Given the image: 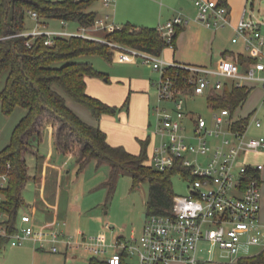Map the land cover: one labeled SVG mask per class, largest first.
<instances>
[{
  "label": "built area",
  "instance_id": "built-area-1",
  "mask_svg": "<svg viewBox=\"0 0 264 264\" xmlns=\"http://www.w3.org/2000/svg\"><path fill=\"white\" fill-rule=\"evenodd\" d=\"M104 1L108 5L114 0ZM194 3L198 8L197 19L206 26L218 29L230 23L228 4H220L219 0H194ZM29 14L35 20V26L10 36H28L26 44L30 46L42 35L46 44H53L61 36L72 35L102 39L91 31L116 27L98 16L95 26L82 27V33L52 30L46 27L36 10L30 9ZM188 21L179 14L159 24L167 47H176L178 26ZM239 39L245 41L247 56L252 59L247 66L225 57L215 67L180 63L165 59L162 53L158 55L105 40L117 51L119 60L133 61L141 55L145 61L152 62L154 69L161 71L157 82L159 103L153 107L151 121L153 132L161 135V140L153 148L151 165L158 170L177 169L190 176L189 193L175 195L171 213L147 214L139 239L136 236L115 238L112 246L116 249L105 257L111 264H119L123 252L127 257L138 256L140 264H204L206 260L199 256L203 242L224 251L230 258L227 264H232L242 256L253 254L252 247L264 248L263 189L259 176L263 164H252L245 159L246 154L264 147V135L247 136L250 120L237 127L236 122L244 116L236 115L229 107H216L210 103L213 108L211 119L190 115L186 110L190 94L206 93L209 98L223 91L226 85L247 86L252 90L258 83L264 88V19L249 17L247 6L235 28L233 41ZM211 76L218 79L212 80ZM254 122L262 126L259 117ZM190 123L193 125L191 131ZM0 177L6 183L7 175ZM57 224L58 221L51 227H38L32 214L22 212L11 227L0 210V249L7 245L20 246L27 240L52 252L59 251L60 243L67 248L74 247L71 239L57 230ZM89 248L95 254L107 251L104 243Z\"/></svg>",
  "mask_w": 264,
  "mask_h": 264
},
{
  "label": "trees",
  "instance_id": "trees-1",
  "mask_svg": "<svg viewBox=\"0 0 264 264\" xmlns=\"http://www.w3.org/2000/svg\"><path fill=\"white\" fill-rule=\"evenodd\" d=\"M228 4V0H219ZM90 0H0V76L6 71V82L1 89V103L5 113L22 106L26 113L15 125L10 142L0 148V175L7 181L0 187V210L13 227L20 212L28 203L23 190L32 177L27 155L38 152L45 129L52 125L55 144L62 154H73L80 170L91 161L111 167L110 178L105 182L113 192L119 172L129 173L137 185L149 182L147 214H168L173 210L176 195L172 175L177 169L158 170L147 163L149 138L140 140L139 154L123 146L108 142L106 132L85 122L68 104L67 98L87 105L100 118L103 114H116L121 107L92 96L87 91L88 76L103 77L92 62L80 59L82 55L101 53L113 60L114 49L105 40L161 54L167 43L158 27L139 26L131 22L116 26L102 39L79 35L61 36L53 44L45 43V36L26 44L28 36H10L29 28L26 16L36 10L43 22L60 18L76 21L82 27L93 28L98 13L87 10ZM223 57L247 66L252 59L247 55L225 51ZM251 92L247 86H225L223 91L211 95L209 102L216 107H229L235 111ZM128 106V100L122 107ZM250 116L241 117L236 126L249 123ZM79 146V147H78ZM90 264H111L105 258L92 256ZM127 262L123 252L122 261ZM232 264H264V248L245 255Z\"/></svg>",
  "mask_w": 264,
  "mask_h": 264
},
{
  "label": "rangeland",
  "instance_id": "rangeland-1",
  "mask_svg": "<svg viewBox=\"0 0 264 264\" xmlns=\"http://www.w3.org/2000/svg\"><path fill=\"white\" fill-rule=\"evenodd\" d=\"M119 5L118 0H114L108 5L104 0H90L87 10L96 11L99 18L104 19L108 25L117 24V26H120L123 25L125 21L118 22L116 19V17H118V11L120 10ZM129 5L133 13H138V10L141 8L139 6H146L147 3L145 0H130ZM231 5L232 11L235 15H241L243 7L246 5L249 17L254 19H264V0H234ZM182 11L185 15H188V17H195V19L198 15V8L195 5L194 0H188ZM26 23L29 28L35 26V20L30 15L26 16ZM46 27L52 30H69L77 33L84 32L82 26L78 22L67 20L63 21L60 18L46 19ZM112 30L113 28L111 27L99 28L94 29L91 33L104 38L106 33ZM215 32L217 34L216 43L225 42L233 45L231 40L232 30L230 24L218 29L212 27L211 30L204 31L201 45H199L197 49L199 52L206 49L205 46L210 44V39ZM110 41L113 42L114 40ZM108 45L113 47L110 43H108ZM113 51V60L107 59V57L101 53L85 54L82 55L80 59L92 62L98 70L102 71L104 73L103 77H95H100L105 81V83L110 84L118 81L126 83L129 88L128 93L120 103H111L105 101L97 95H91L104 102L121 107L120 112L123 110L128 111L131 108V112L133 111L138 116L141 115V111L145 106L148 109L149 116L151 117L154 110L151 108L150 104L155 103L157 100L156 88H154L153 93L150 96V103L149 101L144 103L141 98L136 97V88L134 85L130 84H132L135 75H137V65L144 63L143 65L145 66H142L144 71L150 72V69L153 68L152 62L145 61V58L141 55L137 56L132 63L131 61H121L116 56L117 51ZM234 51L240 53H245V51L247 52L241 43H238V45L234 47ZM161 56L164 57V54ZM148 66H151L152 68H149ZM211 66L215 67L216 63H213ZM157 72L159 73V77H157L156 81L161 77V71L157 69ZM6 76V71H4L0 76V92L5 85ZM211 78L212 80L218 79L214 76H211ZM255 87V90H251L245 102L235 110L236 115H244L250 110L257 108V110L251 113L250 116V124L247 131V136L249 137L264 135V88L258 83ZM68 100L71 103L70 107L85 122L104 130L105 125L102 123L101 117L97 118L87 105L78 102L71 97H69ZM127 100L128 106L122 107ZM23 109L24 107L17 106L11 113H5L2 109L0 95V148L10 142L13 132L12 128L19 121L20 111H23ZM186 110L190 112V115H202L207 119H211L213 113V108L206 93L201 95H188ZM120 112L117 115L118 121L122 120L120 118ZM152 117L154 118V116ZM256 117H259L262 120V126H257L255 124L254 119ZM149 119L150 118H148L145 124L138 119L139 122L137 125H134L131 116L128 120H123L125 126L128 128H141L135 133L133 141H131L133 144L130 145V148L137 146V152L132 151L124 145L119 144L116 146H123L128 151L134 154H139L142 150V146L141 143L139 146L138 138L142 137L146 132L144 139L149 138L147 163L151 165L153 148L155 144L161 140V135L153 132L154 126L152 127L149 124ZM107 126L110 127L111 125L107 123ZM192 127L193 125L190 123L189 131L192 130ZM49 130L48 125L45 129L43 139L38 145L39 154L47 156V158L49 157L52 162L54 161L58 165L63 166V207H65L68 202H70V204H76L78 207L76 210H70L71 213L69 214L70 217L68 218V221H66L65 224L60 221L59 224L56 225V228L58 231L65 234L66 237L70 238L75 246L67 248L64 243H60L59 251L52 252L44 251L39 248V243L35 244L32 240H27L20 246L7 245L6 247L1 248L0 264H90V258L92 256L105 258L114 252L116 247L112 246V244L114 243L117 235L124 234L126 236H130L132 233H135L136 237L139 239L143 232L144 220L142 218V213L147 210L146 203L149 195V182L144 180L136 185L129 173L119 172L115 181L114 190L111 192L109 186L105 185V182L111 175L110 165L107 163L97 165L95 161H91L89 165L80 170L76 157L60 155L57 153L53 155L50 154L49 150L50 147L53 146V141L49 137ZM120 133L121 131L116 136L114 135L118 142L125 138V136H120ZM126 138H129V136ZM39 159L40 158L35 154L30 153L27 155V162L31 167V172L33 175L38 177L42 174L41 166L39 164L41 159ZM189 183L190 176H185L181 172H175L172 175V185L177 195L188 194ZM4 184L5 181L0 177V187ZM39 187L38 180L33 176L29 182H27L23 191V196L25 201L30 204V207L26 208V211L33 215L38 224H44L46 223V216L40 211L33 213L31 209V205L39 204L41 202ZM22 212L23 210H21L20 214ZM93 215L95 217L99 215L102 219L96 220ZM105 222H109L108 228H105ZM100 237L103 239L102 242H104V247L107 251L105 253L95 254L89 247L95 245ZM202 246L203 250L199 252V256L206 260L204 264H227V262H229L230 258H228L225 255V252L220 248L215 246L213 247L208 242H203ZM259 250L260 247L258 246L251 248L252 253H256ZM127 262L130 264H140L139 258L136 255L128 256Z\"/></svg>",
  "mask_w": 264,
  "mask_h": 264
},
{
  "label": "crops",
  "instance_id": "crops-1",
  "mask_svg": "<svg viewBox=\"0 0 264 264\" xmlns=\"http://www.w3.org/2000/svg\"><path fill=\"white\" fill-rule=\"evenodd\" d=\"M129 1L130 0H118V5L120 4L119 5L120 10L118 11V17H116L118 22L125 21L124 23L131 22L139 26L158 27L159 24L179 14L185 15L182 9L185 8L188 0H145L147 5L143 7L139 6L141 8L138 10L139 11L138 13L132 12V9L129 5ZM233 1L234 0H228V5L230 6V23L229 24L231 25V30H232L231 40L233 42V45H230L225 42L216 43L217 34L215 32L210 39V44L205 46L206 48L205 50H202L201 52H199V50L197 49H198V46L201 45L202 35L204 31L211 30L212 27L206 26L201 21H199L197 17L195 19V17H191V16L188 17V15H185L186 18L189 19V21L187 23H183L178 26V31L176 35V47L175 48L166 47L162 51V54H164V57L168 60H175L180 63L211 66L213 63H216L217 65L218 61L223 57V54L225 51H234V47H236L238 43H241L246 50V44L243 39H239L238 41H233L236 25L238 24V21L241 18L242 12L244 10V7H243L241 15H237V14L235 15L232 11V5H231ZM113 25L117 26V24L116 25L113 24ZM243 54L246 55L247 52L245 51V53ZM132 62L134 61H131V63ZM143 64L144 63L137 65V70H136L137 75H135L134 81L131 80L132 84L130 85H134V87L136 88V97L141 98L144 103H147L150 100V96L153 93L154 88H156L157 100L155 103L150 104L151 108L153 109V107L159 103L158 91H157L158 80L156 81L157 77H159V73L157 72L156 69H153L151 66H148V67L152 68L154 71L150 69V72L148 71L145 72L143 69L145 65ZM86 82H87L88 93L92 95H97L101 97L102 99H104L105 101H108L111 103H120L121 101H123L129 89L127 84L124 82L118 81V82L107 84L105 83L103 79H101L100 77H95V76H88L86 79ZM255 88L256 87H254L252 90L254 91ZM68 98H67V102L70 106L71 103L68 100ZM252 111L253 110H250L248 113L244 115H238V116L245 117L249 115ZM25 113H26L25 108L23 109V111H20V119ZM118 113L116 114L106 113L101 116L102 123H104L105 125L104 131L107 134V140L112 145H115V146L119 144L124 145L127 148L131 149L132 151L137 152L138 151L137 146H134V148H130V145L133 144L131 141H133V137L135 136V133L137 132V130L141 128H138V127L134 129L128 128L125 126V123L123 120H128V118H130L131 116V118L133 119L132 121L134 122V125H137L139 122L138 119H140L141 122L145 124L148 118H150L149 124L153 127L151 121L153 118L152 116H154V111H153V115L150 117L148 114V109L145 106L143 107L140 116L136 115V113H134L133 111L131 112V108L128 111L123 110L120 112V118L122 119L120 121H118V116H117ZM107 123L110 124L111 126L108 127ZM14 127L12 128L13 130H14ZM49 129H50L49 137L53 141V146L50 147L49 153L52 155L57 153L60 155H67V156L75 157L73 154H62L57 149L56 144H55V138L53 134L52 125H49ZM120 131H121L120 136H125V138L129 136V138H126V139L123 138L122 141L118 142L115 139V136ZM145 134H143L142 137L138 138L139 146L141 143L140 140H145L144 139ZM31 154H35L41 159V160L39 159L40 160L39 164L41 166V171H42V174L40 177L32 174V177L34 176L39 182V186H40L39 192H40L41 202L39 204L31 205L32 206L31 209L33 213L40 211L46 216V223L38 224L36 220L34 219L35 223L38 227L40 226L42 227L45 225L47 227L48 226L51 227V225H53V223L56 221L58 222L62 221L65 224V222L68 221V218L70 217L69 216V214L71 213L70 210H76L78 205L70 204V202H68L66 206L63 207L64 205L62 203L63 201L62 200L63 166L58 165L54 161L52 162L49 159V157L47 158V156L39 154V148H38L37 153H31ZM245 159L252 164H259V163L263 164L262 169L259 170V176L262 181V189H263L261 219H262V222L264 223V147L258 151H253V152L246 154ZM30 170H31V167H30ZM29 207H30V204H28L24 209H22L23 212H27L26 208H29ZM94 219L101 220L102 217L98 215ZM108 227H109V222H105V228H108ZM133 236H136L135 233H132L130 236L119 234L116 237L131 238ZM102 240L103 239L100 237L99 240L96 242V244L104 243L102 242ZM33 242L35 244L37 243L35 241ZM40 249L44 251H48L43 248H40Z\"/></svg>",
  "mask_w": 264,
  "mask_h": 264
},
{
  "label": "water",
  "instance_id": "water-1",
  "mask_svg": "<svg viewBox=\"0 0 264 264\" xmlns=\"http://www.w3.org/2000/svg\"><path fill=\"white\" fill-rule=\"evenodd\" d=\"M146 216H147V212L145 211V212L142 213L143 220H145Z\"/></svg>",
  "mask_w": 264,
  "mask_h": 264
}]
</instances>
